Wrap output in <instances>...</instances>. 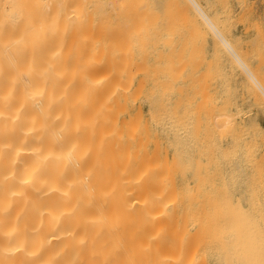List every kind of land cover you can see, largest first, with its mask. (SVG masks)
Here are the masks:
<instances>
[{"label":"bare ground","instance_id":"6f19581e","mask_svg":"<svg viewBox=\"0 0 264 264\" xmlns=\"http://www.w3.org/2000/svg\"><path fill=\"white\" fill-rule=\"evenodd\" d=\"M203 7L197 0H0V264H264V179L249 163L255 140L249 153L244 148L241 108L225 101L214 123L210 112L196 141L210 154L205 163L185 161L177 74H146L153 36L128 33L131 16L144 34L158 13L192 9L264 93ZM162 22L153 24L156 34L174 25ZM255 121L247 135L264 137ZM240 178L249 184L247 201L234 195Z\"/></svg>","mask_w":264,"mask_h":264},{"label":"rangeland","instance_id":"374dc122","mask_svg":"<svg viewBox=\"0 0 264 264\" xmlns=\"http://www.w3.org/2000/svg\"><path fill=\"white\" fill-rule=\"evenodd\" d=\"M186 1V0H185ZM201 5L202 7L204 8V10L206 11V13L210 16V18L213 19V22L217 25L218 29L222 31V35L227 38L228 41H230L232 47H234L235 51L237 53H239V57L242 56V60L243 62H245V65H247L248 69L251 70L254 75L256 76V78L258 79V82L261 84L262 87H264V0H197ZM189 4V2H186ZM189 10V11H187ZM163 11V10H162ZM182 11V13H181ZM193 11V12H192ZM165 12V11H164ZM175 12V11H173ZM173 12H167L168 14H163L162 12L158 13L157 15H155L154 18H156V22L158 23V19L162 22V23H166L167 20H171L173 22V20L175 19L177 22L175 24V21L173 22L174 25L172 24L171 26L167 27L168 29H166L165 26H163L165 29H166V32L164 31V28L162 29H158L157 33L159 34L160 31L161 33L159 34V36L161 37V40L163 39V41H156L159 37L158 34H156V32H154V26H153V22H155V19H151L149 18L148 19V23H147V28L143 27L145 29V35L143 34L144 31H136L135 27L132 26L133 24L131 23L132 20H134L135 17L131 16L129 17L130 19V24L131 26L130 27H133V28H129L128 29V33L129 35L133 38V39H138V36L139 38H142L143 36V39L147 42L148 41H151V39H148L147 37L150 36L151 34V37L153 36V39H152V43L148 42V51H147V54L144 58H146V64L144 65V67L147 66L146 70H147V73L146 74H149V75H152V74H157V75H165V74H173V71H174V75H176V77H174L176 79V88H175V96H174V99L177 101V103L175 102V111L177 112V115H179L178 117V125H179V132H178V135L180 134V136H182L180 138V136H178V140L182 141V144L184 145L183 147H185L183 150L185 151L187 149V145L186 143H188V139L190 138V141L194 140L193 142V149L192 151H190V153H192V156L191 154L186 151L184 152L183 151V156H184V160L186 159L187 160V156L189 157H197L196 159H202V161L205 163V160H206V155L208 156L210 154V151L208 152V154H206V152L203 154V153H200L198 150V147H200V145L202 144V141H203V134L205 133V127H208V121L207 120H210V121H218L216 118L214 119L213 117H215V115L217 114L216 112H218V110L223 106L222 104L225 103V101L228 103V104H224V106H228L230 109H236V110H239L240 108V115L238 116V122L240 125H248V133L249 134H252L251 130L253 128H251L250 130V124L253 123L255 121L257 124L260 125V127L262 128V130H264V93H262L261 91H259V89L257 87H255V85L253 84L252 85V82L249 81V79H247V77L245 76V74L242 73V71L244 72V70L238 68V65L237 62L236 65L234 64V61L232 60V56L230 55V53L228 52H225V50L227 51V49L225 48L224 50V46L222 47L221 43L218 42V38H214L213 36H215L212 31L210 29H208L207 25H204L203 22H202V18L199 19V17L197 16V14L194 12V10L192 9H184V10H179V11H176L177 13H174ZM185 12H188V13H185ZM209 12V13H208ZM180 13V14H179ZM212 13V14H210ZM223 13V14H222ZM170 14V16H169ZM191 14V15H190ZM165 15V16H164ZM215 15V16H214ZM227 15V16H226ZM163 16V18L161 17ZM196 16V17H195ZM225 16V17H224ZM159 17V18H158ZM166 17H169L168 19ZM191 17V18H190ZM214 17V18H213ZM227 17V18H226ZM161 18V19H160ZM217 18V19H216ZM163 19V20H162ZM167 19V20H165ZM226 20V22L224 20ZM228 19V20H227ZM150 20V21H149ZM151 20H154L153 22ZM217 20V21H216ZM179 21V22H178ZM182 21V23H181ZM224 21V22H223ZM133 22V21H132ZM150 22H152L150 25ZM155 22V23H156ZM161 22H159L158 24H154L156 25L157 28H159V26H161ZM189 22V23H188ZM220 22V24H219ZM228 22V23H227ZM180 23V24H179ZM186 23V24H185ZM149 24V25H148ZM162 24V25H164ZM177 24H179L178 26H176ZM194 24V25H193ZM222 24V25H221ZM192 25V26H191ZM229 25V26H228ZM148 26H152L151 27H148ZM194 26V27H193ZM223 26V27H222ZM225 27V28H224ZM157 28L155 30H157ZM185 28V29H184ZM228 28V29H227ZM134 31H133V30ZM153 29V30H152ZM174 29V30H173ZM196 29V30H195ZM223 29V30H222ZM130 30V31H129ZM169 30V31H168ZM206 30L207 33H206ZM209 30L211 32H209ZM225 30V31H224ZM228 30V31H226ZM151 31V32H149ZM164 31V32H163ZM177 31V32H176ZM180 31V32H178ZM197 33H196V32ZM138 32V34H137ZM148 32V33H147ZM176 32V33H175ZM184 32V33H183ZM133 33V34H132ZM150 33V34H149ZM153 33V34H152ZM168 33V34H167ZM174 33V34H173ZM201 35H199V34ZM203 33V34H202ZM213 35H212V34ZM142 36H140V35ZM146 34H148L146 36ZM181 34V35H180ZM188 34V35H187ZM195 34V35H194ZM206 34V35H205ZM228 34V35H227ZM156 37H155V36ZM171 36V40L168 41L170 43H167V41H165L169 36ZM183 35V36H182ZM210 35V36H209ZM168 36V37H166ZM137 37V38H135ZM155 37V38H154ZM165 37V39L163 38ZM184 37H186V39H183ZM213 37V38H212ZM216 37V36H215ZM231 37V38H230ZM239 37V38H238ZM150 38V37H149ZM157 38V39H156ZM190 38V39H189ZM195 38V39H194ZM156 39V40H155ZM170 39V38H168ZM167 39V40H168ZM176 39V40H174ZM194 39V40H192ZM197 39V40H196ZM212 39V40H211ZM234 39V40H232ZM160 40V38L158 39ZM183 40V41H182ZM202 40V41H201ZM252 40V41H251ZM257 40H259V42L261 43H257ZM157 42L156 44L154 43ZM165 41V43H164ZM182 41V42H180ZM255 43H254V42ZM173 42V43H172ZM199 42V43H198ZM204 42V43H203ZM233 42V43H232ZM251 42V44H250ZM183 43V44H182ZM216 43V44H215ZM246 43V44H245ZM156 45V46H153V45ZM169 44L172 46L171 48V53H170V46ZM189 44V45H188ZM194 44V45H193ZM203 44V45H202ZM215 44V45H213ZM235 44V45H234ZM256 44V46H255ZM259 46H258V45ZM186 45V46H185ZM234 45V46H233ZM252 45V47H251ZM162 46V48H161ZM180 49H178L179 47ZM201 46V47H200ZM215 46V47H214ZM220 47L219 50L216 52V48ZM235 46L237 48H235ZM241 48V51H240V48ZM251 48H250V47ZM254 46V47H253ZM183 47V48H182ZM194 47V49H193ZM213 47H214V50H213ZM151 48V49H150ZM158 48V49H157ZM161 48V49H160ZM164 48V49H163ZM169 48V49H168ZM176 48V49H175ZM250 48V49H249ZM160 49V50H159ZM237 49V50H236ZM254 52H253V50ZM257 49V50H256ZM156 50V51H155ZM162 51V52H158L157 51ZM168 50V52H167ZM202 50V51H201ZM239 50V51H238ZM164 51V55H167V56H164L162 53ZM201 51V52H200ZM262 51V52H261ZM178 52V53H177ZM192 52V53H191ZM196 52V53H195ZM215 52V53H214ZM221 52V53H219ZM242 52V54H240ZM245 52V55L246 56H243ZM249 52V53H248ZM256 52V53H255ZM257 52L259 53L257 55ZM170 53V54H169ZM176 53V54H175ZM203 53V54H201ZM255 53V54H254ZM160 54L158 57L157 55ZM169 54V56H168ZM173 54V55H171ZM175 54V55H174ZM191 54V55H190ZM194 54V55H193ZM213 54H217V55H214ZM219 54V55H218ZM221 54V55H220ZM254 54V55H253ZM178 57H177V56ZM202 55V56H201ZM257 55V56H256ZM160 56H163L165 61L163 60V57L160 58ZM170 56L172 58H170ZM204 56V57H203ZM249 56V57H248ZM254 56V57H253ZM259 56V57H258ZM157 59H156V58ZM168 57H169V61H168ZM191 57V58H190ZM220 59H219V58ZM253 57V58H251ZM257 57V58H256ZM178 58V60H177ZM203 58V59H201ZM214 58H215V61H214ZM223 60H222V59ZM241 58V57H240ZM156 59V60H155ZM175 59V60H174ZM184 59V60H183ZM199 60V61H196V60ZM201 59V60H200ZM217 59V61H216ZM247 59V60H246ZM251 59V60H250ZM175 61L174 63H170V62H173ZM213 60V61H212ZM249 60V62H248ZM185 61L187 63H185ZM204 61H207V62H204ZM209 61V62H208ZM211 61V62H210ZM219 61V62H218ZM226 61V62H225ZM230 61V62H228ZM248 63H247V62ZM223 62V63H222ZM164 63V64H163ZM169 63V64H168ZM181 63V65L179 64ZM183 63V64H182ZM192 63V64H190ZM195 63V64H193ZM201 63V64H199ZM159 64V66H158ZM160 64L163 65L164 67H161V68H158L160 67ZM167 64H168V67L170 68H167ZM179 64V65H178ZM206 64H209V65H206ZM217 65L214 66V65ZM249 64V65H248ZM171 65V66H170ZM177 65V66H176ZM222 65V66H221ZM225 65V67H224ZM229 65V66H228ZM154 66H158L157 68L153 69ZM175 68H174V67ZM189 66V67H188ZM206 66V67H205ZM209 66V67H208ZM240 66V65H239ZM151 67V68H150ZM179 67V68H178ZM214 67H216L215 69H213ZM220 68V70H219ZM228 68V69H227ZM231 68V70H230ZM157 69V70H156ZM165 69H168L165 71ZM177 69V70H175ZM208 69V70H207ZM164 70V71H163ZM212 70V71H211ZM260 70V71H258ZM170 71V73H169ZM172 71V73H171ZM215 71V72H214ZM218 71V72H216ZM153 72V73H152ZM167 72V73H165ZM200 72L202 74H200ZM216 73V74H210V73ZM235 72V73H234ZM188 73V74H187ZM218 73V74H217ZM223 73V74H222ZM191 74V76H190ZM221 74V75H220ZM229 74V75H228ZM237 76H236V75ZM204 75V76H203ZM206 75V76H205ZM214 77V78H209V77ZM262 75V76H261ZM185 76V77H184ZM188 76V77H187ZM224 76V77H223ZM191 77V78H190ZM220 77V78H219ZM197 80H196V79ZM204 78V79H203ZM226 78V79H224ZM235 78V79H234ZM183 79V80H182ZM195 79V80H194ZM210 79V80H209ZM213 79V81H212ZM221 79V80H220ZM224 79V80H223ZM241 79V81H240ZM229 83V86L227 84V82ZM194 81V82H193ZM235 81V82H233ZM240 81V82H239ZM243 81V82H242ZM190 82V84H188ZM242 82V83H241ZM246 82V83H245ZM201 83V84H200ZM215 83V84H214ZM226 83V84H225ZM239 83V84H238ZM208 84V85H207ZM242 84V85H241ZM245 85L247 87H245ZM180 86V87H179ZM182 86V87H181ZM223 88H221V87ZM252 86H253V89H252ZM225 88H229V92L228 90L224 89ZM249 87V88H248ZM251 87V88H250ZM197 88V89H196ZM204 88V89H203ZM242 88V89H241ZM255 88V89H254ZM234 89V91H233ZM249 89V91L247 90ZM206 90V91H205ZM216 90V91H215ZM221 90L223 92H221ZM254 90L256 92H254ZM196 91V92H195ZM225 91V92H224ZM231 91V92H230ZM233 91V92H232ZM236 91V92H235ZM243 91V92H242ZM259 91V92H258ZM187 92V93H186ZM242 92V94H241ZM252 92V93H251ZM254 92V93H253ZM186 93V94H185ZM203 93V94H202ZM234 95H233V94ZM250 93V94H249ZM257 93V95H256ZM260 93V94H258ZM254 94V95H253ZM177 95V96H176ZM186 95V97H185ZM217 95V96H216ZM233 95V96H232ZM247 95V96H246ZM256 95V97H255ZM262 96V98L260 96ZM210 96V97H209ZM230 99H228V97ZM254 96V97H253ZM181 97V98H180ZM213 97V98H212ZM226 97V98H225ZM234 97V99H233ZM237 97H239V99H237ZM246 97V98H245ZM185 98V99H184ZM223 98V99H222ZM244 98V99H242ZM259 98V99H258ZM183 101H182V100ZM188 99V100H187ZM209 99V100H208ZM216 99V100H215ZM218 99V100H217ZM247 99V100H246ZM262 99V100H261ZM231 100V102H230ZM234 100V101H232ZM257 100V101H256ZM260 100V101H259ZM182 101V102H181ZM185 101V102H184ZM199 101V102H198ZM202 102V103H200ZM229 102L231 105H229ZM237 102V104H236ZM258 102V104L256 103ZM184 103V104H183ZM196 103V104H195ZM233 103V105H232ZM235 104V105H234ZM257 104V105H256ZM259 104H262V105H259ZM185 105V106H184ZM214 105V107H213ZM222 105V106H221ZM198 106V107H197ZM200 106V107H199ZM219 106V107H218ZM236 106V107H235ZM259 106V107H258ZM262 106V107H260ZM144 107H145V112H146V104H144ZM185 107V108H184ZM188 107V109H187ZM209 107V108H208ZM212 109H211V108ZM239 107V109H238ZM246 107L249 108V110L247 111L246 110ZM255 107V108H254ZM215 108V109H214ZM216 108L218 110H216ZM196 109V110H195ZM243 109V110H242ZM245 109V110H244ZM251 109V110H250ZM185 110V111H184ZM187 110V111H186ZM188 110H190L188 112ZM193 110V112H192ZM207 110V112H206ZM209 110V112H208ZM212 110V111H211ZM214 110V111H213ZM214 113L211 116L212 113ZM185 113V115L183 114ZM192 113V114H191ZM208 113V115H207ZM245 113V114H244ZM182 114L184 116H182ZM191 116H190V115ZM210 114V115H209ZM181 115V116H180ZM187 115V116H186ZM207 116V117H206ZM190 117V118H189ZM195 117V118H194ZM199 117V118H198ZM208 117L210 118H213L212 119H207ZM188 118V120H187ZM243 118V119H242ZM254 118V120H253ZM179 119H181L179 121ZM207 119V120H206ZM245 119V120H244ZM252 120V122H250ZM204 121V122H203ZM180 122V124H179ZM185 122V124H184ZM197 124H196V123ZM206 122V123H205ZM244 122V123H243ZM250 122V123H249ZM189 123V124H188ZM214 123V122H213ZM186 124L188 126H186ZM190 124H193L192 127L190 128ZM206 124V125H205ZM197 125V127L195 126ZM252 125V124H251ZM185 126V127H184ZM181 127V128H180ZM184 127V128H183ZM196 127V128H195ZM246 128V127H245ZM247 129V128H246ZM245 129V130H246ZM182 130V131H181ZM186 130V131H185ZM192 131V132H189V131ZM184 131L186 133H184ZM197 132V133H196ZM204 132V133H203ZM247 132V131H246ZM191 133V135L193 136H189V134ZM248 133H246V135H242V137L244 139H246V141L248 140V144L246 145L245 143V146H248L247 148H245L246 150L249 149V145H251L252 143H250V141L252 142V140H255V143H253L252 145L255 147H253L254 149H251L253 150L252 153L250 154H253L254 158L252 156H250V154H248V150H247V159H248V156L249 159L252 157V159L249 160V163H252L254 162V165L253 164H249L250 167L249 169L246 170V167H245V170H246V173H249V175H252L253 173H255V169L254 167L256 166V169L258 171H261L258 172V173H255L256 175H260V180L261 179H264V139H261V138H264V137H257V138H252L250 137L251 135H247ZM183 134V135H182ZM187 135V136H186ZM185 137H188V138H185ZM193 137V138H192ZM202 137V141L197 143L196 141L197 140H200ZM217 134L216 136L213 138V141L214 144L216 146H218L219 143H221V138L217 137ZM200 138V139H199ZM249 138V139H248ZM251 139V140H250ZM250 140V141H249ZM187 141V142H186ZM224 141V140H222ZM261 141V142H260ZM196 142V143H195ZM219 142V143H218ZM254 142V141H253ZM258 142V143H257ZM260 142V143H259ZM194 143L197 145V147H195ZM199 144V145H198ZM257 145V146H256ZM259 145V146H258ZM182 146V145H181ZM252 146H250L251 148ZM260 147V148H259ZM195 148V150H194ZM259 148V149H258ZM209 149V148H208ZM244 149V150H245ZM210 150V149H209ZM245 150V151H246ZM250 150V149H249ZM197 151V152H196ZM255 151V152H254ZM195 152V153H193ZM198 153V154H197ZM200 153V154H199ZM188 154V155H187ZM205 155L203 157V155ZM194 155V156H193ZM202 155V156H201ZM178 156V154H177ZM186 156V158H185ZM256 157H257V161H256ZM192 160L195 162V159ZM259 158V159H258ZM185 160V161H186ZM197 162V161H196ZM195 162V163H196ZM202 162V163H203ZM248 162V160H247ZM248 164V163H247ZM246 164V165H247ZM260 164V165H258ZM187 165V164H185ZM247 165V166H249ZM254 167H253V166ZM258 165V166H257ZM260 166H261V169H260ZM252 167V168H251ZM194 168V167H193ZM192 170H196V168H194ZM248 168V167H247ZM251 168V169H250ZM259 168V169H258ZM248 171V172H247ZM250 172H252V174H250ZM260 173V174H259ZM262 173V174H261ZM247 177L245 178L247 182L250 183L249 181V178L250 177L248 174H246ZM262 176V177H261ZM241 181V178L239 179V182ZM246 181L240 183V185H237V188L240 187L241 185V189H244L245 192H242L243 190H241L240 188H238L239 190H235L234 191V195L237 196L239 199H241V201H243V199H246L247 201V197H249V194L246 192L247 188L246 186L248 187L249 184H245L247 183ZM262 181V180H261ZM262 183H264V181H262ZM261 183V184H262ZM239 184V183H238ZM236 188V189H237ZM260 188L264 189V184L260 185ZM241 192V193H240ZM240 193V194H239ZM237 194V195H236ZM243 195V196H239V195ZM247 194V195H246ZM246 197V198H241V197ZM261 201L264 200V198H261V194L259 195ZM246 201L244 200V202L246 203ZM264 202V201H262Z\"/></svg>","mask_w":264,"mask_h":264}]
</instances>
